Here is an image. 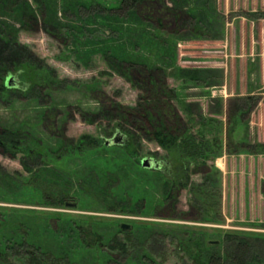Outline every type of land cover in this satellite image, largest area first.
<instances>
[{"label":"rangeland","instance_id":"374dc122","mask_svg":"<svg viewBox=\"0 0 264 264\" xmlns=\"http://www.w3.org/2000/svg\"><path fill=\"white\" fill-rule=\"evenodd\" d=\"M77 1L90 0H0V41H8L7 44L0 43V49L7 53L14 47L25 48L30 54H27V58L34 64L45 63L59 80H67L75 85L72 88L68 85L51 86L40 97L33 94L17 98L11 96L6 102L0 100V131L2 128L23 127L29 133L27 136H33L47 147L55 148L73 144L82 135L99 137L100 129L105 143V140L115 135L111 128L119 120L115 116H121L118 110L126 111V107L143 105L142 99L148 97L145 89L143 90L146 86L158 90L163 101L170 98L171 89L179 94L180 101L174 100V105L177 115L175 120L180 121V132L185 130L186 125L196 126L216 120L215 124L218 125H239L237 137L232 139L234 143L264 144V88H260L264 83V49L260 57L261 49L257 47L259 34L264 32V25L261 27L264 23V0H208L205 12L201 11L200 3L203 0H149L141 6L136 5L141 19L149 22L143 24L133 17L128 18V9L124 6L117 8L114 3L104 11L109 14L101 15L116 19L118 22H113L112 26L117 33L123 31L119 34L120 45L117 47L121 57L150 65L130 67L125 64L123 70L114 66L113 61L107 56L104 58L99 51L90 52V43L104 46L112 43L108 37L114 33L109 28L98 27L96 22L90 21V25H86L91 31H85L84 35L89 38L96 30L94 34L97 38H81L83 40L79 42L77 38L71 37V33L76 32L73 27L81 23L78 16L87 15L93 10L79 8ZM192 7L199 10L192 12ZM111 13L117 16L110 17ZM196 25L197 31L194 30ZM251 36L254 42L253 54L247 57L243 53L247 52L244 45ZM235 44L238 47L242 45L244 51L235 52ZM187 70L202 73H198L196 82H185L178 71ZM92 81L98 82L97 91L86 92L80 85ZM234 85L237 86L236 89H233ZM251 87L254 94L248 99L243 98L244 94L239 98H232L231 95L241 90L250 93L246 91ZM99 108L104 112H97ZM236 109L239 112L235 113ZM133 120L136 125H146L140 118ZM133 132L134 139L130 147L138 158H153L160 165L162 173L170 178L174 172L175 154H168L140 130ZM237 148L234 152L222 153L215 159L208 160L204 168L189 167L190 172L195 171L191 177V181L195 182L201 181L202 176L211 168L215 167L220 171L218 177L222 183L221 210L224 220L220 224L199 218L200 214L193 202H190L191 195L187 189L180 190L165 201L164 206L155 209L159 201H162V191L154 177L148 180L144 178L152 189L151 196L146 201H135L138 194L132 199L127 196L130 201H135L133 209L139 211L136 213L106 211L105 205L95 193L68 196L64 204L59 206L43 204L52 202L45 198L44 202L37 203L36 193L40 188H37L36 180L34 184L24 182L35 179L38 174L40 181L50 183V180L55 179L56 185L60 187L66 180L64 176L56 175L60 172L56 169L57 165L44 161L41 157H24L22 153L12 157L3 153L0 148V176L7 175L13 182L9 183L13 186L12 189L0 183V223L7 215L14 216L17 213L33 216V220L37 219V222L51 218L50 226L54 229L57 222L55 217L73 219L84 222L85 240L88 239L87 230L92 227L101 233L103 230L115 233L119 238L126 236V230L120 227L121 224L129 225L134 233L133 227L162 229L168 235L163 242H157L158 236L155 235L154 238L148 236L141 239L147 236L145 232L138 236L145 248L151 247L167 257L163 264L175 262L167 256H171L174 251L169 238L177 235L175 231H203L214 240H220L222 234L228 231L264 236V154H251L244 147L240 148L243 151L236 152ZM131 157L118 146L104 145L95 154L76 159L70 156L62 166L90 177L93 166L102 173L115 163L122 164L120 170L124 173V178L122 183H118V186L120 183L122 185L119 188L117 186L114 194L119 198L124 193L126 195L122 190H132L128 189V185L133 184L131 181L135 178L141 180V177L138 178V165ZM140 183L143 184V181ZM14 184L20 185L16 187ZM108 194L111 195L110 192ZM125 204L123 202L120 205ZM143 210L150 214H142ZM33 220L29 219V223L36 222ZM25 221L28 222L27 219ZM97 223L103 226L98 227ZM23 230L25 231L24 227ZM9 231L8 228H3L4 233L9 234ZM39 236L40 233H37V237ZM45 244L51 245L48 241ZM102 249L107 250L105 246ZM89 253L84 252L78 261L89 264L92 256ZM111 253L114 256L117 254L116 251Z\"/></svg>","mask_w":264,"mask_h":264},{"label":"trees","instance_id":"16d2710c","mask_svg":"<svg viewBox=\"0 0 264 264\" xmlns=\"http://www.w3.org/2000/svg\"><path fill=\"white\" fill-rule=\"evenodd\" d=\"M147 1L149 0L77 1L76 5L79 8L86 7L89 10H93H91L92 13L82 16H78L80 9L77 10V16L81 20V23L73 27L76 32L71 33V37L73 39L77 38L76 40L79 42L83 40L81 38L87 40L96 37V34H94L96 30L93 31L92 36L89 38L84 35L85 31H91L87 29L86 24H89L88 22L90 21L96 22L98 27L109 28L116 37H113L114 34L108 37L112 43L107 46L99 43H94L95 45L88 44V46L92 47L90 48V52L99 51L103 57L105 56L104 58L108 57L113 61L114 66L120 67L121 70L125 68L123 67L125 64L130 67L133 65L150 66L147 62H143L145 64H142L136 60L121 57V52H119L117 47L119 48L120 43L118 39L123 31L117 33L116 28L114 29L112 26L114 25L113 22H118L116 19L109 18L108 15H103L104 17L101 15L109 14L104 11L108 10L106 9L108 6H113L115 3L117 8L124 6L128 9L126 15L128 18L133 17L142 24L143 22L149 23L141 19L136 9V5L141 6ZM208 3V0H203L200 3L202 7L201 11L205 12V6ZM95 6H99L100 9ZM192 8L194 9L192 12L199 10L195 7ZM113 16L116 17L117 15L111 13L110 17ZM194 30L197 31V25ZM0 43L7 44L8 41L4 40L0 41ZM27 54L30 55L22 47H14V49H11L7 53L0 49L1 101L6 102L7 98L11 96H16L17 98L23 95L32 96L35 94L40 97L45 90L54 85L75 87L72 82L59 80L54 75L53 70L45 63L34 64L31 59L27 58ZM178 72L181 77H184L185 82L186 80L196 82L198 80V73H202V71L196 70ZM127 75L129 78L128 73ZM80 85L89 93L97 91L99 86L98 82L95 81ZM144 89L148 97L147 99H142L144 101L143 105L137 104V107H126V111L119 108L120 110L118 111L119 113L121 112V116H115L119 120L117 125L111 128V132L114 131L113 134L120 133L123 135L122 144L115 146L120 147V149H123L124 152L132 156L131 159L138 165V178L141 177L143 181V184H141V180L135 178L131 181L133 184L128 185V189L132 190L129 191L127 188L125 191L122 190L121 192H126V195L124 193L119 198H117L118 195L114 194L116 193L118 183H122V178H124L122 177L124 173L120 170L123 167L122 164L115 163L112 165V168L106 169L102 173H100V170L94 169L93 166L91 178L65 169L62 166L64 161H67L66 159L70 156L76 159L88 154H95L99 147L104 146L105 143L102 140V135L104 134H102L103 131L100 129L99 137L82 135L73 144L68 146L59 145L55 148H49L38 139H35V137L27 136L29 133L23 127L1 129L0 148L3 153L9 154L12 157H15L18 153H22L24 157H41L44 161L54 162L57 165L56 169L60 171L56 175L65 177L66 183H61L60 187L56 185L55 179L50 180V183L40 181L36 173L32 176L36 175L37 179L35 176V179H28L24 182L26 184H34L36 180L38 184L37 188H40V191L36 193L38 197L37 203L44 202L45 198L46 200H52V202L48 201L49 203L45 202L43 204L59 206L64 204V200L68 196H76L80 193L93 195L92 193H95L100 202L105 205L106 211L136 213L139 211L133 209L136 206L135 201H146L151 196L150 192L152 189L146 184L144 178L148 180L154 177L162 191V201H159L154 207L155 209L164 206L165 204L163 203L174 197L180 190L187 189V192L191 195L189 200L195 205L196 211L200 214V219L216 224L224 222L221 210L222 183L220 177H218L220 171L215 167L211 168L207 174L202 176L201 181L195 182L191 181L192 174H195V171L190 172L189 169L191 167L196 169L204 168L208 160H213L222 153L228 154L232 151L234 152L237 147L239 148H237L236 152L241 147H244L243 149L251 154H264V144L260 142L253 144L249 142L234 143L232 139L237 137V127L239 125H218L215 124L216 120H210L208 123L196 126L186 125L184 126L185 130L180 132V121L175 120L177 119V115L174 105V100L176 102L180 101L179 94L171 89L169 90L171 93L169 95L170 98L163 101L162 96L158 94V90L146 86ZM110 109L115 110L116 108ZM97 112H104V110L102 111L99 108ZM133 118H140L146 125H136ZM169 120L172 122L167 123ZM188 122H190L189 119ZM125 123L129 125H125ZM135 130H140L145 136L150 137L151 140L160 148L167 151L168 154H175L176 158L173 157L175 162H173L174 172L170 178L162 173L159 164L154 170L144 169L138 164L141 159L138 158L134 149L130 147L134 139L133 131ZM3 176H0V183L12 189L13 186H10V184H13L12 178H9L7 175V177ZM40 178H42V175ZM16 185L14 184V186ZM109 192L111 195L108 194ZM127 196L131 199L136 196L137 198L132 202ZM123 202L127 205L121 206L120 204ZM142 214L149 215L150 213L143 210ZM33 218L35 217L17 213L14 216L7 215L2 223H0V264H82L78 260L83 256L84 252L92 254L89 264H163L167 258L162 253H157L151 247L145 248L141 240L148 236L150 238L158 236L157 242H163L165 236L168 235H165L167 233L162 229L133 227L135 233L133 229H128L124 232L126 236L119 238L115 233H106L104 230L101 233L98 232L97 228L93 229L92 227V229L90 228L91 230H87L86 236L88 239L85 240L83 239V234L85 235L84 222L55 217L57 222L54 229L50 226L51 218L41 219L38 222L36 221L37 219L33 220ZM26 219L28 222L25 221ZM29 219L36 221V224L34 222L29 223ZM97 225L98 227L100 225L103 226L99 223ZM262 227L264 228V225ZM3 228H8L10 230L9 234L4 233ZM119 231L123 232V230ZM143 232L147 236L139 237L138 234ZM175 232H177V235H171V238H169V243L174 245V251L171 256L167 255L175 261L173 264H264V236L228 231L222 234L220 240H214L203 231L198 232L185 229ZM37 233H40L39 237H37ZM159 236L161 237L160 239ZM46 241L51 243V245L47 246L45 244ZM212 241H218V243H210ZM102 246H105L107 250H103ZM113 251L117 252L115 256L111 255ZM119 257L121 260H119Z\"/></svg>","mask_w":264,"mask_h":264},{"label":"crops","instance_id":"0c3cea01","mask_svg":"<svg viewBox=\"0 0 264 264\" xmlns=\"http://www.w3.org/2000/svg\"><path fill=\"white\" fill-rule=\"evenodd\" d=\"M261 21H263V20H261ZM264 25V23L263 24H261V27ZM259 28H260V25H259ZM252 30V29H251ZM251 33H252V31H251ZM253 38H252V36L250 37V39H249V42L248 43H245V48L247 49L246 51L247 52H243L244 53V55L246 56L247 55V57H251V55L253 54L252 53V49L254 48V45H253ZM257 47H259V49H261L260 50V53H259V56L260 57H262V49H264V32H263V34H262V31H261V34H259V37H258V39H257ZM237 50H241V51H244V49H243V47H242V45H241V47H238V44H235V46H234V51L235 52H237ZM248 53V54H247ZM237 57V56H236ZM234 58H235V56H234ZM262 59V58H261ZM234 61V60H233ZM262 68V67H261ZM234 73H235V70H234ZM235 79V78H234ZM260 80V79H259ZM262 83V82H261ZM237 85V84H236ZM236 85H234V87H233V89H236L237 88V86ZM246 86V85H245ZM259 86V85H258ZM260 88H264V83H263V85H260ZM246 89H248V88H246ZM246 92H250V93H244L242 90L241 91H239L238 93H236V94H233V95H231L232 96V98H239V97H241L243 94H244V96H243V98H245V97H249V96H251V95H253L254 94V91H253V89H252V87L251 88H249L248 89V91H246ZM246 94H247V96H246ZM234 98V99H235ZM239 101H241V100H239ZM244 101H246V99L244 100ZM243 101V102H244ZM246 103H247V101H246ZM234 104V103H233ZM237 112H239V110H235V113H237Z\"/></svg>","mask_w":264,"mask_h":264},{"label":"water","instance_id":"95a60500","mask_svg":"<svg viewBox=\"0 0 264 264\" xmlns=\"http://www.w3.org/2000/svg\"><path fill=\"white\" fill-rule=\"evenodd\" d=\"M123 142V135L116 133L111 139L105 140V145H121ZM140 166L144 169L154 170L158 167V163L151 157H145L140 160ZM122 229L128 230L130 226L127 224H121ZM210 243H218V241H212Z\"/></svg>","mask_w":264,"mask_h":264}]
</instances>
